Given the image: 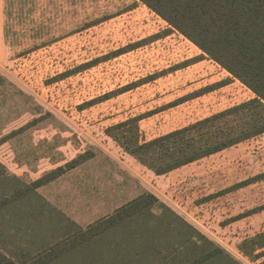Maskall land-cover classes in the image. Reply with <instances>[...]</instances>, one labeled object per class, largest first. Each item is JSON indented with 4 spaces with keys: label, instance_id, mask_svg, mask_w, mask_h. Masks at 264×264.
<instances>
[{
    "label": "rangeland",
    "instance_id": "374dc122",
    "mask_svg": "<svg viewBox=\"0 0 264 264\" xmlns=\"http://www.w3.org/2000/svg\"><path fill=\"white\" fill-rule=\"evenodd\" d=\"M169 29L139 0H0L1 243L9 241L10 222L17 229L23 219H48L25 206L39 187L34 179L58 173L54 181L71 163L96 160L98 168L84 176L90 188L98 185L91 220L115 215L144 193L158 201L152 212L118 219L106 233L116 258L109 264H194L183 244L193 250L198 234L239 264H264V133L164 174L107 133L143 116L139 141L148 142L254 98ZM22 226L13 231V246H0L6 253H33L15 243L41 233ZM135 250L144 251L141 261L135 262ZM82 252L80 262L65 264H105L89 260L86 244Z\"/></svg>",
    "mask_w": 264,
    "mask_h": 264
},
{
    "label": "trees",
    "instance_id": "16d2710c",
    "mask_svg": "<svg viewBox=\"0 0 264 264\" xmlns=\"http://www.w3.org/2000/svg\"><path fill=\"white\" fill-rule=\"evenodd\" d=\"M139 1L162 18L170 26V32L175 30L182 34L203 53V58L216 62L233 79L246 86L254 94V98L148 142L139 141V122L144 119L143 116L133 117L111 126L107 129V133L158 174L170 172L263 134L264 0ZM122 52L126 51H119L116 54H122ZM189 62L187 61L185 64ZM221 86L220 84L214 85L211 86V89L208 87L203 89V93ZM131 88L132 86H127L118 92H126ZM201 92L202 90L196 91L181 98L179 102L197 97ZM112 95L114 96V94ZM222 122L223 124H221ZM77 163L79 161L71 163L68 167L73 168ZM57 176L58 173L45 176L36 181L35 185L42 186L53 181ZM246 184L248 181L244 182V185ZM236 188L239 187L231 189ZM156 203L158 201L154 195L144 193L121 207L115 215L98 220L70 239L38 252H24L20 256H15L0 248V264L80 262V257H76L86 255V252H82L85 251V244L87 251L90 249V254L87 252L90 261H97V257L100 262L104 261L105 264H109L110 261H116V258L113 257L114 248H110V244L106 245L104 240L106 233L111 230L118 219L129 220L139 216L138 214H141L143 210L150 213ZM167 210L170 212L171 209L167 208ZM171 212L173 211L171 210ZM151 216L160 221L163 219L162 216ZM165 216H169V214L167 213ZM188 226L190 227V225ZM128 233L130 237L131 234ZM196 237L198 240L193 243V250L190 245L183 244V246L189 247L186 257L189 253L196 256L194 264H239L208 238L200 234ZM254 240L248 241L247 246L254 244ZM144 254V251L140 255V252L135 250L132 256L137 262L142 260ZM91 256L94 258L91 259ZM126 260L128 261L129 257Z\"/></svg>",
    "mask_w": 264,
    "mask_h": 264
},
{
    "label": "crops",
    "instance_id": "0c3cea01",
    "mask_svg": "<svg viewBox=\"0 0 264 264\" xmlns=\"http://www.w3.org/2000/svg\"><path fill=\"white\" fill-rule=\"evenodd\" d=\"M99 163L95 160L83 162L71 170L64 173L57 180L51 181L48 184L35 187L31 193V203L26 207L32 208V213L37 211H43L42 213H48V219L44 216L41 217L42 221H33V218L23 219L17 223V229L12 228V222L9 229V241L5 243L0 242V246L3 249L13 246L11 241L13 240V231H20V226H24V230L29 233L40 232L41 234L34 238L28 237L26 244L20 245L15 243L17 247L33 248V252H38L54 246L60 242H64L70 239L76 233L86 230L89 225L98 221L97 219H90L89 217L96 214V198L98 187L96 184H92L91 188L88 183H84V180L88 181V178H84L88 169L98 168ZM38 179H34L37 181ZM100 187H104L100 185ZM118 187V186H117ZM90 193L93 195V210H90L89 197ZM11 198L9 206L12 205V195H6ZM17 206V205H16ZM35 213V214H36ZM33 219V220H32ZM35 224V225H34ZM22 226V227H23ZM17 233H15L16 235ZM20 242V239H19Z\"/></svg>",
    "mask_w": 264,
    "mask_h": 264
}]
</instances>
